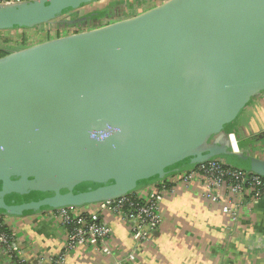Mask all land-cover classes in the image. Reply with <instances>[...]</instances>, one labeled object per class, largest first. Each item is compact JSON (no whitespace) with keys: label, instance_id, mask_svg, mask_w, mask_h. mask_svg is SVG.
Returning a JSON list of instances; mask_svg holds the SVG:
<instances>
[{"label":"water","instance_id":"water-1","mask_svg":"<svg viewBox=\"0 0 264 264\" xmlns=\"http://www.w3.org/2000/svg\"><path fill=\"white\" fill-rule=\"evenodd\" d=\"M97 1L0 5V31L83 17ZM263 93L264 0H168L9 54L0 215L118 199L214 160L264 177V161L237 151L224 129Z\"/></svg>","mask_w":264,"mask_h":264},{"label":"crops","instance_id":"crops-1","mask_svg":"<svg viewBox=\"0 0 264 264\" xmlns=\"http://www.w3.org/2000/svg\"><path fill=\"white\" fill-rule=\"evenodd\" d=\"M89 7L93 11L105 8L101 1ZM107 11L109 15L103 17L125 16L115 22L138 16L119 14L118 9ZM235 120L239 141L235 136L232 140L237 150L264 161V93L253 98ZM188 172H177L154 184L167 182L169 190L161 199L162 227L153 233L151 242L141 245L128 226L117 219L111 221L114 251L110 257L85 248L63 255L64 236L44 213L6 216V221L27 264H55L62 256L61 264H264V203L249 206L239 222H232L220 205L204 197L201 179L182 182ZM150 187L137 192L145 196ZM0 264L13 263L0 256Z\"/></svg>","mask_w":264,"mask_h":264},{"label":"built area","instance_id":"built-area-1","mask_svg":"<svg viewBox=\"0 0 264 264\" xmlns=\"http://www.w3.org/2000/svg\"><path fill=\"white\" fill-rule=\"evenodd\" d=\"M30 1L34 0H0V5ZM89 30L91 28L75 29L73 32ZM195 179L204 182V197L213 205H220L223 213L228 215L232 222H239L241 212L249 206L264 203L262 178L256 174L250 175L243 170L233 169L224 162L210 161L201 164L186 173L182 182L189 183ZM168 190V184L164 182L151 186L145 196L134 192L86 207L47 211L44 215L53 221L64 236L63 255L85 248L93 249L103 257H110L114 251L111 245L114 233L111 221L117 219L128 226L135 241L146 245L151 242L153 233L162 227L161 199ZM4 218L8 224L6 216ZM12 233L11 238L5 234L0 235V256L11 262L19 260L22 264H27L21 257L17 236L13 230ZM62 258L63 256L56 260L55 264H61Z\"/></svg>","mask_w":264,"mask_h":264},{"label":"rangeland","instance_id":"rangeland-1","mask_svg":"<svg viewBox=\"0 0 264 264\" xmlns=\"http://www.w3.org/2000/svg\"><path fill=\"white\" fill-rule=\"evenodd\" d=\"M100 1L102 2V5L105 6L104 8L105 11L109 9L112 10L118 9L119 14H123V12H125L126 16L133 17L142 14V12L144 13V11L146 10L148 11L149 9L155 8L161 0H138V1L137 0L136 1L135 0H100ZM87 7L82 8L79 11L78 15L86 14L88 13V11L92 13L91 11L93 10L91 8H93L94 6L89 7V9ZM101 11H103V9ZM94 12L95 11H93V13ZM71 15H72L71 13L67 14L65 17L57 19L55 22L60 24L61 23L66 24L68 23L67 19ZM122 18H125V16L122 17L121 15H119L117 19L115 17L110 18V17L102 16L98 20L97 24H95L92 28L106 26ZM55 22L37 28H28V29L20 28V29L0 31V45L4 47L9 54H15L24 51L26 49H29L33 46L74 33L73 30L75 29H71L68 27H61V25L59 27L57 24H55ZM236 139H238V137ZM234 147H236L237 150L236 144H234ZM224 193L225 192L223 190V194Z\"/></svg>","mask_w":264,"mask_h":264},{"label":"trees","instance_id":"trees-1","mask_svg":"<svg viewBox=\"0 0 264 264\" xmlns=\"http://www.w3.org/2000/svg\"><path fill=\"white\" fill-rule=\"evenodd\" d=\"M100 1V0H99ZM99 1H97V2H99ZM89 15H91V16H95V17H98L99 19H100V17H102V16H108L109 15V12L108 11H105V10H103V11H101V10H96L94 13L92 12V13H90ZM76 17V16H75ZM83 17H85V16H83ZM78 19H80V17H76V19H75V21H77ZM92 21H94V19H91ZM78 22L79 23H77V24H75L76 25V27H77V25L78 24H81V25H78V27L77 28H82V29H85V28H87V26H89V25H92V24H88V20L87 19H82V20H78ZM83 22V23H82ZM57 25L60 27V25H61V27H68V25L67 24H63V23H57ZM69 26H71V25H69ZM75 26H73V28H76ZM16 29H20V27H16ZM7 55H9V53L7 52V50L4 48V47H2L1 45H0V59L1 58H3V57H5V56H7ZM236 121L237 120H234L233 122H231V123H229V124H227V125H225V127H224V129H225V131L226 132H228L229 134L230 133H234V134H236L237 136H239V134H238V126H237V123H236ZM234 137V136H233ZM214 161H219V160H214ZM220 162H222V161H220ZM223 163V162H222ZM225 163V162H224ZM225 165H227V166H229V167H232V166H230V165H228V164H226L225 163ZM200 165H197V167H199ZM196 167V168H197ZM195 168V169H196ZM233 169H236V168H234V167H232ZM240 170V169H239ZM243 171H245V170H243ZM245 172H247V171H245ZM247 173H249L250 175H255V174H253V173H251V172H247ZM257 175V174H256ZM260 176V175H259ZM261 178H262V180L264 181V177L263 176H260ZM166 184H168L167 182H166ZM43 197V195H39V194H36L35 196H33V197H30V198H28V200L29 199H33V200H35V199H41ZM5 218H4V215H0V235L1 234H5V235H7V237H9V238H11L12 237V229H11V227L5 222V220H4ZM11 262V261H10ZM11 263H13V264H22L19 260H13Z\"/></svg>","mask_w":264,"mask_h":264},{"label":"flooded vegetation","instance_id":"flooded-vegetation-1","mask_svg":"<svg viewBox=\"0 0 264 264\" xmlns=\"http://www.w3.org/2000/svg\"><path fill=\"white\" fill-rule=\"evenodd\" d=\"M89 16H91V15H85V17H89ZM77 17V16H76ZM76 17L72 14L71 16H69V18L67 19V22H69V21H75V19H76ZM85 17H80V19H83V18H85ZM79 20V19H78ZM92 22H94V21H92L91 19L88 21V24H91ZM76 27V26H75ZM77 27H78V25H77ZM92 27H93V25H89V26H87V28H91L92 29ZM77 29H80V28H77ZM82 29V28H81Z\"/></svg>","mask_w":264,"mask_h":264}]
</instances>
